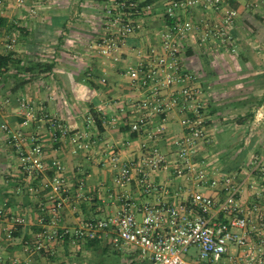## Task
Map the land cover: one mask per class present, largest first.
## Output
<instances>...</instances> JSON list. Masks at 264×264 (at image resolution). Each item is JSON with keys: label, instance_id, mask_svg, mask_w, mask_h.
Wrapping results in <instances>:
<instances>
[{"label": "crops", "instance_id": "crops-1", "mask_svg": "<svg viewBox=\"0 0 264 264\" xmlns=\"http://www.w3.org/2000/svg\"><path fill=\"white\" fill-rule=\"evenodd\" d=\"M138 1L144 13L135 18L138 27L116 60L104 57L98 45L113 0H26L23 6L16 0L0 1V55L10 58L0 70V264H105L112 253L128 260L127 249L111 240L50 242L46 235L117 216L123 198L140 207L161 201L179 204L195 191L223 197L221 188L200 187L195 176L174 173L175 141L184 135L181 107L173 106L165 117L154 116L141 133L128 125L138 115L134 103L150 94L132 84L129 72L147 69L166 53L159 34L170 23L166 7L171 0ZM205 5L202 1L191 12L178 13L199 27L182 44L179 60L184 71L198 78L199 99L211 115L207 132L212 142H199L195 167L211 176H236L243 186L241 206L264 211V0H225L224 8L238 12L230 45L236 53L215 41L201 43L204 24L216 20ZM23 103L32 106L37 119L26 122ZM51 117L67 130L58 141L51 137ZM13 132H21L22 139L13 140ZM32 139L44 150L40 179L21 169L20 152L31 147ZM155 150L174 163L170 170L153 171L144 163ZM55 161L64 167L72 196L57 212L58 196L49 186L57 176ZM124 163L132 165V177L123 188L116 179ZM149 183L154 190H147ZM78 191L83 198L75 197ZM40 234L47 246L41 250L34 243ZM220 264H229L228 257Z\"/></svg>", "mask_w": 264, "mask_h": 264}, {"label": "built area", "instance_id": "built-area-1", "mask_svg": "<svg viewBox=\"0 0 264 264\" xmlns=\"http://www.w3.org/2000/svg\"><path fill=\"white\" fill-rule=\"evenodd\" d=\"M202 1L206 2L205 7L213 10L216 20L204 24L201 43L215 41L236 53V48L230 45L238 12L224 8L225 0H171L166 7L170 23L159 34L166 53L156 56L147 69H131L129 72L132 84L148 89L150 94L134 103V112L136 109L138 115L128 125L133 132L141 133L154 116L165 117L173 106L181 107L184 135L175 141V164L158 150L150 153L144 163L153 171H168L174 164L177 177L193 175L200 187L221 188L223 197L216 199L202 191H195L189 200L179 204L161 201L140 207L123 198V209L117 216L88 220L72 228L55 229L46 235L50 242L111 240L113 245L127 249V264H220L226 256L229 264H264V211L246 210L241 206L243 186L236 176H211L206 170L196 168L194 163L199 142H212L207 132L211 115L209 108L199 99L202 89L197 85L198 78L184 71L179 60L182 44L187 43L199 27L190 20H181L178 13L191 12ZM16 2L18 6H23L26 0ZM143 13L138 0H113L105 11L106 34L98 44L99 52L116 60L127 37L138 27L135 18ZM15 42L13 38L8 47L11 49ZM174 86H179V89L173 90ZM165 90H168L167 96ZM22 107L26 122L38 118L28 103H23ZM48 122L53 141L67 134L59 119L51 117ZM3 129L8 131L9 127L3 126ZM22 137L21 132L11 135L16 142ZM31 141V147L20 152L21 169L27 177L40 179L46 167L44 150L35 139ZM53 165L57 176L49 186L58 196L54 207L57 212L72 196L62 175L63 165L57 161ZM142 173L147 179V172L142 170ZM131 177L132 165L124 163L116 182L124 188L130 184ZM154 189V184L147 185L148 191ZM75 197L83 198L82 191L76 192ZM137 213H140L141 219ZM2 214L0 209V216ZM44 236L40 234L35 238L34 243L39 250L47 247L43 243ZM232 248L236 249V254L231 253ZM10 264L19 263L13 260Z\"/></svg>", "mask_w": 264, "mask_h": 264}, {"label": "rangeland", "instance_id": "rangeland-1", "mask_svg": "<svg viewBox=\"0 0 264 264\" xmlns=\"http://www.w3.org/2000/svg\"><path fill=\"white\" fill-rule=\"evenodd\" d=\"M261 187V186H260ZM259 187V190L261 188ZM263 194V191H260L258 195ZM105 264H127V259L123 257V255H116L115 253H112L110 257L105 259Z\"/></svg>", "mask_w": 264, "mask_h": 264}, {"label": "trees", "instance_id": "trees-1", "mask_svg": "<svg viewBox=\"0 0 264 264\" xmlns=\"http://www.w3.org/2000/svg\"><path fill=\"white\" fill-rule=\"evenodd\" d=\"M4 21L0 19V26L3 24ZM10 58L8 56L0 55V70L5 69L9 65Z\"/></svg>", "mask_w": 264, "mask_h": 264}]
</instances>
